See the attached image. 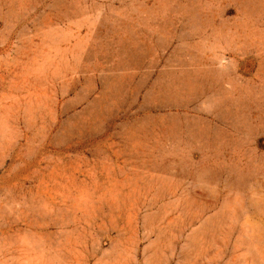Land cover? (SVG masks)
I'll return each instance as SVG.
<instances>
[{
    "label": "rangeland",
    "instance_id": "rangeland-1",
    "mask_svg": "<svg viewBox=\"0 0 264 264\" xmlns=\"http://www.w3.org/2000/svg\"><path fill=\"white\" fill-rule=\"evenodd\" d=\"M0 264H264V0H0Z\"/></svg>",
    "mask_w": 264,
    "mask_h": 264
}]
</instances>
